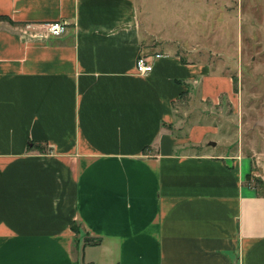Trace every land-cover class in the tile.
I'll return each instance as SVG.
<instances>
[{
	"label": "crops",
	"instance_id": "crops-1",
	"mask_svg": "<svg viewBox=\"0 0 264 264\" xmlns=\"http://www.w3.org/2000/svg\"><path fill=\"white\" fill-rule=\"evenodd\" d=\"M0 15V264H264L252 156L220 153L209 122L180 129L184 98L236 91L200 55L193 6L0 0Z\"/></svg>",
	"mask_w": 264,
	"mask_h": 264
},
{
	"label": "rangeland",
	"instance_id": "rangeland-1",
	"mask_svg": "<svg viewBox=\"0 0 264 264\" xmlns=\"http://www.w3.org/2000/svg\"><path fill=\"white\" fill-rule=\"evenodd\" d=\"M184 2L199 15L204 45L200 55L214 70L230 75L236 91L232 100L222 97L217 106L191 96L184 98L176 108L177 115L185 119L180 129L196 122L214 124L219 152L252 156L249 181L264 193V184L256 180L264 182V0ZM209 33L214 35L212 49L207 45L211 43ZM209 148L211 145L201 151Z\"/></svg>",
	"mask_w": 264,
	"mask_h": 264
},
{
	"label": "built area",
	"instance_id": "built-area-1",
	"mask_svg": "<svg viewBox=\"0 0 264 264\" xmlns=\"http://www.w3.org/2000/svg\"><path fill=\"white\" fill-rule=\"evenodd\" d=\"M46 32L43 35L44 37L49 36H60L67 29L68 22L65 20L52 21L45 24ZM35 27V24L29 23L26 25V29H32ZM26 31V30H25ZM33 36H37L36 33H33ZM42 36V35H40ZM159 54H156L155 57H159ZM153 61L146 54H140L136 60V69L140 74H148L153 70Z\"/></svg>",
	"mask_w": 264,
	"mask_h": 264
},
{
	"label": "trees",
	"instance_id": "trees-1",
	"mask_svg": "<svg viewBox=\"0 0 264 264\" xmlns=\"http://www.w3.org/2000/svg\"><path fill=\"white\" fill-rule=\"evenodd\" d=\"M0 19L8 20L11 23H14V21L10 17H8V16L0 15ZM249 178H250V176H249ZM256 180L259 183H261L262 185L264 184V182L262 180H259L258 178H256ZM100 242H101V237H92V236H89V237H86L85 238V245H98Z\"/></svg>",
	"mask_w": 264,
	"mask_h": 264
}]
</instances>
